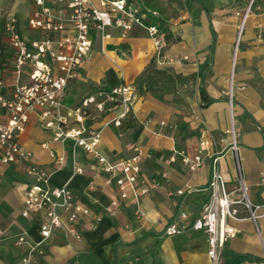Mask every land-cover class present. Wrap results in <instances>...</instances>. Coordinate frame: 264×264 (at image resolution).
Masks as SVG:
<instances>
[{
    "label": "crops",
    "instance_id": "0c3cea01",
    "mask_svg": "<svg viewBox=\"0 0 264 264\" xmlns=\"http://www.w3.org/2000/svg\"><path fill=\"white\" fill-rule=\"evenodd\" d=\"M127 2L158 13L150 21L158 25L161 47L138 25L126 32L115 24L92 26L90 53L66 85L61 112L100 87L133 85L132 109L118 126L112 119L119 105L101 112L92 105L87 122L101 128L98 148L112 160L130 157L141 147L142 178L152 186L138 202L129 196L114 205L115 187L106 184L95 159L70 140H53L51 129L30 111L19 140L32 156L0 163V264H20L41 238V214L21 213L24 191L34 181L29 172L33 163L49 172L50 184L67 185L100 219H81L79 239L53 231L31 264H208L206 234L191 223L209 197L213 158L227 188L235 185L231 125L249 197L259 207L256 224L249 219L234 222L237 231L222 246L220 264H264V0L252 4L257 10L248 14L236 63H230L229 48L218 42L220 37L229 41L231 34H221L213 18L236 17L228 3ZM179 53L190 55L189 63L173 61ZM229 75L234 88L227 94ZM202 136L210 140L209 152L192 171L181 157L193 156ZM51 153L63 160L57 162ZM138 207L145 217L138 216ZM181 212L186 213L184 228L167 235L165 227L179 221ZM21 234L26 238L19 245Z\"/></svg>",
    "mask_w": 264,
    "mask_h": 264
},
{
    "label": "built area",
    "instance_id": "2783aa9c",
    "mask_svg": "<svg viewBox=\"0 0 264 264\" xmlns=\"http://www.w3.org/2000/svg\"><path fill=\"white\" fill-rule=\"evenodd\" d=\"M249 0L242 14L241 25L248 16ZM33 9L27 18V28L33 37L24 35L15 13L6 14L3 22L5 41L12 50V65L0 77V163L15 162L19 158H30L32 151L25 148L19 140L29 120V113L36 111L41 124L52 131V139L72 141L73 147H80L96 161L97 167L106 175V184L113 185L116 199L113 204L129 196L138 202L139 197L149 191L152 184L142 178L140 162L144 155L141 147L127 158L112 160L98 148L101 128L90 125L91 106L101 112L110 106L119 105V113L112 119L118 126L131 111L136 98L133 85L122 83L104 86L83 97L74 108L61 112L68 81L79 74L82 63L90 53L92 40L90 29L96 26L117 25L124 32L133 25L146 29L156 47H161L159 28L150 17L158 16L154 10L142 9L131 5L127 0H30ZM239 39V38H238ZM6 89L7 92L2 90ZM230 148L234 155L235 185L229 189L226 180L217 168V157L213 158V170L209 181L210 194L203 203L198 215L193 219L191 228L206 234L209 258L208 264H217L225 241L236 234L234 222L249 219L256 224L258 217L254 203L248 194V184L242 172L237 146V134L231 125ZM210 140L200 137L196 153L189 157L182 155V162L190 170H197L204 156L209 152ZM57 162L63 157L51 153ZM81 171L80 168H75ZM33 183L24 191L22 215L40 213V240L31 244L20 264L34 262L35 252H39L41 242L57 229L76 239L81 237V219H91L97 223L98 213L81 203L67 185H52L49 172L36 163L30 165ZM182 193V190H178ZM244 215L240 214V211ZM138 216L145 217L137 208ZM167 225V235L180 232L184 225L181 219ZM25 235L17 237L16 243L25 242Z\"/></svg>",
    "mask_w": 264,
    "mask_h": 264
},
{
    "label": "rangeland",
    "instance_id": "374dc122",
    "mask_svg": "<svg viewBox=\"0 0 264 264\" xmlns=\"http://www.w3.org/2000/svg\"><path fill=\"white\" fill-rule=\"evenodd\" d=\"M212 1H215V3L217 4L228 3L232 7L233 14L236 16V17H213L215 20V24L217 25V29L219 32H221V34L224 33L231 34L229 41L222 40L223 38L220 37L218 38L219 39L218 42L219 45H223L229 48L228 58L230 63H232V61L236 63L239 54L238 47L242 41L246 26L248 24L249 17H251V16L245 17L243 25H241L243 19L242 14L247 8L249 1L248 0H212ZM254 6L255 5L250 6L248 12L249 14L256 12L257 9H255ZM32 9L33 6L30 0H0V77L3 75L2 71L8 68L7 54L9 52V45L2 37V32H1L2 21L5 18L6 14H8L9 12L15 13L18 18L23 34L27 36L28 35L27 18L31 14ZM224 18L232 19V20L228 21L225 20ZM218 20L221 21L220 25L223 26L222 30H220L219 28ZM231 23L233 24L232 26L230 25ZM224 27H226L225 30ZM230 28H233V30L231 31ZM238 37L239 39H238L237 47H235ZM173 61L178 62L179 64L189 63L190 55L179 53L177 57L174 58ZM233 88H234L233 77L229 75L227 81L226 93L227 94L231 93L233 91ZM2 91L7 92L6 89H3ZM217 264H220V260L218 261Z\"/></svg>",
    "mask_w": 264,
    "mask_h": 264
},
{
    "label": "trees",
    "instance_id": "16d2710c",
    "mask_svg": "<svg viewBox=\"0 0 264 264\" xmlns=\"http://www.w3.org/2000/svg\"><path fill=\"white\" fill-rule=\"evenodd\" d=\"M150 18H151V17H150ZM3 22H4V19H3V21H2L1 32H2V37H3V39L5 40V34H4ZM7 62H8V68L4 69V70L2 71L3 73L9 71L10 68H11V65H12V50L10 49V47H9V52H8V54H7Z\"/></svg>",
    "mask_w": 264,
    "mask_h": 264
},
{
    "label": "water",
    "instance_id": "95a60500",
    "mask_svg": "<svg viewBox=\"0 0 264 264\" xmlns=\"http://www.w3.org/2000/svg\"><path fill=\"white\" fill-rule=\"evenodd\" d=\"M239 38V37H238ZM238 38H237V41H236V45H235V47H237V43H238Z\"/></svg>",
    "mask_w": 264,
    "mask_h": 264
}]
</instances>
